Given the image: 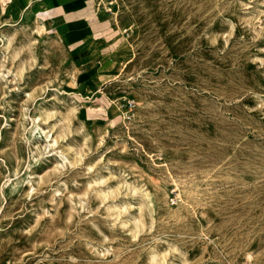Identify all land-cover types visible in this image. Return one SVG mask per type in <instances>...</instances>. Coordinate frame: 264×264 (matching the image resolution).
<instances>
[{"label": "rangeland", "instance_id": "1", "mask_svg": "<svg viewBox=\"0 0 264 264\" xmlns=\"http://www.w3.org/2000/svg\"><path fill=\"white\" fill-rule=\"evenodd\" d=\"M23 3L0 0V264H264V0H93L96 83Z\"/></svg>", "mask_w": 264, "mask_h": 264}, {"label": "crops", "instance_id": "2", "mask_svg": "<svg viewBox=\"0 0 264 264\" xmlns=\"http://www.w3.org/2000/svg\"><path fill=\"white\" fill-rule=\"evenodd\" d=\"M29 1L24 0L20 11L29 4ZM37 2L39 4L35 13L42 15L41 19L47 31L52 30L53 35L67 47L71 61L76 66L83 68L86 62L99 58L98 73L91 71L94 66L89 68V78L93 77L90 80L96 83L98 78L95 76L99 77L100 73L105 75L108 68L102 65V60L115 54L110 51V36L114 28L111 15L103 13L93 0H37ZM64 23L75 25L74 32L80 34L79 39L73 41L65 39L61 34Z\"/></svg>", "mask_w": 264, "mask_h": 264}, {"label": "built area", "instance_id": "3", "mask_svg": "<svg viewBox=\"0 0 264 264\" xmlns=\"http://www.w3.org/2000/svg\"><path fill=\"white\" fill-rule=\"evenodd\" d=\"M124 108L128 109V110H131V108L134 107V103L132 101H129L127 100L124 105H123Z\"/></svg>", "mask_w": 264, "mask_h": 264}]
</instances>
